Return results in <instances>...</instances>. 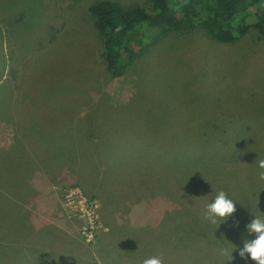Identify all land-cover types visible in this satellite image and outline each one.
<instances>
[{"label":"rangeland","instance_id":"1","mask_svg":"<svg viewBox=\"0 0 264 264\" xmlns=\"http://www.w3.org/2000/svg\"><path fill=\"white\" fill-rule=\"evenodd\" d=\"M100 1L0 0L2 33L7 26L24 45L8 41L4 46L6 53L15 52V58L10 55L14 67L21 66L32 83H55L57 92L46 99L61 113L67 105L83 104L69 98L75 95L68 87L77 72L83 74V85L124 118L134 103L152 93L149 107L134 105L141 114H133L139 131L144 123L163 117L155 104L157 89L183 120L199 127L214 124L203 151L213 166L201 167L193 182L184 178L178 184L170 169H158L155 180L151 173L144 176L145 162L131 166L124 161L114 169L116 164L103 159L99 168L83 166L71 152L61 123L38 134L31 125L27 134L18 135L32 139L15 138L11 117H17L12 109L9 116L8 105L31 96L16 93L20 75H12L15 70L10 72L7 61L0 85L9 81L12 89L3 95L6 85L0 86V147L8 150L5 167L0 165V205L8 214L25 213L26 225L16 236L0 233V264H142L153 256L162 257L164 264H227L218 251L224 246L233 251L228 264H255L250 256L239 255L244 241L255 235L237 227L235 217L247 209L234 180L225 174L253 183L259 172L256 161L264 159V41L254 30L229 44L203 32L167 35L149 50L134 75L118 78L94 53L98 38L89 8ZM109 1L130 7L144 0ZM22 114L33 118L31 109L24 108ZM26 142L30 147H24ZM11 183L24 187L22 196L8 188ZM221 190L234 200L236 212L213 225L203 217Z\"/></svg>","mask_w":264,"mask_h":264},{"label":"trees","instance_id":"2","mask_svg":"<svg viewBox=\"0 0 264 264\" xmlns=\"http://www.w3.org/2000/svg\"><path fill=\"white\" fill-rule=\"evenodd\" d=\"M89 14L98 38V43L95 42L97 46L93 44L95 56L111 75L118 78L134 75V70L149 50L167 35L181 36L187 33L203 32L211 39L229 44L238 42L250 30H254L258 33L260 40L264 41V0H144L140 5L130 7L103 0L94 3L89 8ZM19 22L16 20L13 23L17 26ZM16 38L10 31L8 32L7 26L4 33L0 29V77L8 61L10 72L15 70L12 75L15 77L20 75L19 86L15 89L19 91L16 93L23 92L31 96V100L30 98L19 99L16 106L8 105L9 116L12 109L17 117V120L11 117L13 121L11 124L16 130L15 138L32 139L18 135V133L27 134L29 131L26 130L31 125V130H36L38 134V131L46 127L54 129L61 123V130L68 135L71 152L79 156L84 162L81 163L83 166L90 164L91 168L94 166L99 168L103 159L112 165L116 164L117 167L115 166L114 169L119 168L120 162L124 161L131 166L145 162L144 176L151 173L155 180V176L159 175L158 169L161 168L163 171L170 169L177 177L178 184L184 183L181 180L184 178L193 182L192 176H196L201 167L208 170L213 166L210 159L204 156L203 151L212 139L208 133L214 131L216 128L214 124L208 122L210 125L204 124L199 127L192 121L183 120L177 112L172 110V102L156 91L157 89L154 90L155 104L163 117L153 119L150 124L144 123L143 131H139L133 125L139 121L133 114L141 115L134 110V105L138 104L142 108L143 105L149 107L148 99L152 97V93L144 100L137 101L139 103H134L128 111L129 116L124 118L104 104L103 99L97 97L98 95L93 93L89 86L82 84L81 72L73 76L71 80L73 86L68 87L70 82L66 80L63 81V85L74 91L75 95L71 94L70 99L82 100L83 104L70 108L66 103V110L62 113L61 109L58 112L51 108L46 98L57 92L56 84L47 85V82L43 84L41 79L32 83L30 77L23 75L25 70H21V66L14 67L15 65L12 64L14 62L10 59V55L12 54V58H15V52L13 50L9 53L5 52L4 46L8 41H14L20 45V48L24 46L15 41ZM4 85H6V91L3 95L12 89L9 81H4L0 86ZM24 108L31 109L33 118L23 117ZM36 111L38 112L34 114ZM73 115L78 119L74 121ZM145 115L146 113L142 114L143 117ZM38 117L39 121L36 120ZM4 120L8 121V119ZM24 147H30V143L26 142ZM21 150H23L22 147L19 153ZM7 152L6 148L0 147V165L4 167L7 163L5 160ZM71 159L68 164L73 162ZM172 161L174 164L171 169ZM152 164L155 168L151 170ZM256 168L261 171L258 166ZM225 175L228 179L234 180L235 190L247 209L235 217L238 225L245 231L255 215L264 213V181L259 180L258 174L254 175L253 183L237 179L236 175V179L233 175ZM8 188L19 196L24 193V187L18 183L9 184ZM19 216L21 214L18 215L17 210L15 212L10 210L8 214L5 205L1 204L0 229L2 231L0 233H9L10 237L16 236L26 225L25 213ZM1 255L0 252V258Z\"/></svg>","mask_w":264,"mask_h":264},{"label":"clouds","instance_id":"3","mask_svg":"<svg viewBox=\"0 0 264 264\" xmlns=\"http://www.w3.org/2000/svg\"><path fill=\"white\" fill-rule=\"evenodd\" d=\"M256 164L261 170L258 172V178L264 181V159L257 160ZM235 212L234 200L229 198L225 191L221 190L215 196L213 202L207 205L203 218L210 221L211 224L217 225L221 221H227ZM246 227L249 235L255 234V239L245 240L243 247L239 250V255L243 259H248L250 256L255 264H264V213L255 215V218ZM218 251L220 256L228 258L227 264L233 259V251L227 246L219 248ZM142 264H164V261L160 256H153L143 259Z\"/></svg>","mask_w":264,"mask_h":264}]
</instances>
